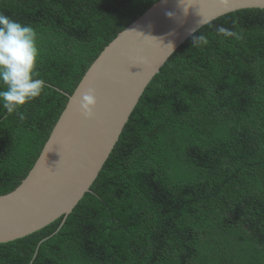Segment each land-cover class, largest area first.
<instances>
[{
	"label": "trees",
	"instance_id": "1",
	"mask_svg": "<svg viewBox=\"0 0 264 264\" xmlns=\"http://www.w3.org/2000/svg\"><path fill=\"white\" fill-rule=\"evenodd\" d=\"M158 1L0 0L35 30L46 85L23 120L0 107V195L27 177L105 47ZM91 190L35 259L63 218L0 244V264H264L263 9L212 21L169 58Z\"/></svg>",
	"mask_w": 264,
	"mask_h": 264
},
{
	"label": "water",
	"instance_id": "2",
	"mask_svg": "<svg viewBox=\"0 0 264 264\" xmlns=\"http://www.w3.org/2000/svg\"><path fill=\"white\" fill-rule=\"evenodd\" d=\"M246 9L264 10V0H159L120 32L73 94H66V108L27 177L0 195V244L63 218L57 231L37 246L35 259L41 244L60 231L84 195L92 192L140 98L169 58L207 24ZM89 89L97 105L86 117L78 100Z\"/></svg>",
	"mask_w": 264,
	"mask_h": 264
},
{
	"label": "clouds",
	"instance_id": "3",
	"mask_svg": "<svg viewBox=\"0 0 264 264\" xmlns=\"http://www.w3.org/2000/svg\"><path fill=\"white\" fill-rule=\"evenodd\" d=\"M171 16V13H168ZM218 35L224 37H241L223 26L217 27ZM207 44L204 35L195 36L193 44ZM39 57L36 32L30 25L21 24L0 13V107L7 114H16L23 120L20 108L38 98L45 88L43 79L38 76L36 65ZM81 114L91 117L97 105L94 92L89 89L78 100Z\"/></svg>",
	"mask_w": 264,
	"mask_h": 264
}]
</instances>
